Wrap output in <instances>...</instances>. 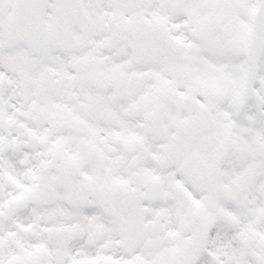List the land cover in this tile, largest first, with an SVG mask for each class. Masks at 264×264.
Here are the masks:
<instances>
[{
    "label": "snow or ice",
    "instance_id": "6c2138e0",
    "mask_svg": "<svg viewBox=\"0 0 264 264\" xmlns=\"http://www.w3.org/2000/svg\"><path fill=\"white\" fill-rule=\"evenodd\" d=\"M0 264H264V0H0Z\"/></svg>",
    "mask_w": 264,
    "mask_h": 264
}]
</instances>
